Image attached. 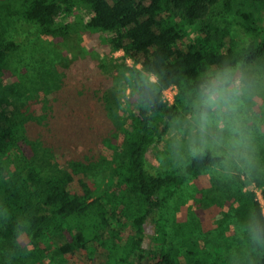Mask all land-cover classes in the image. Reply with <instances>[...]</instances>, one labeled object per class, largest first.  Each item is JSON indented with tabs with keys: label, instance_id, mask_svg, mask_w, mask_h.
<instances>
[{
	"label": "trees",
	"instance_id": "obj_1",
	"mask_svg": "<svg viewBox=\"0 0 264 264\" xmlns=\"http://www.w3.org/2000/svg\"><path fill=\"white\" fill-rule=\"evenodd\" d=\"M223 1L247 43L229 27L206 20L219 0H25L20 18L56 39L73 34L77 25L66 17L87 6L91 16L85 27L108 34L111 52L122 50L125 57L101 86L83 83L69 93L53 71H46L0 89V240L22 235L42 240L53 231L60 237L53 259L62 261L85 250L90 259L102 251L104 264H229L209 260L214 256L204 242L167 245L166 225L156 217L166 189L223 157L208 150L161 175L145 167L147 151L163 141L175 121L198 113L203 87L217 78L225 81L232 68L264 55V0ZM15 46L13 40L0 41V88ZM171 86L177 93L168 103L163 95ZM128 87L137 100L131 118L123 119L118 94ZM39 91L45 95L42 105L31 108ZM101 147L112 151L111 158L99 154ZM103 162L110 177L105 191L97 192L90 180ZM255 182L264 195V182ZM245 218L251 237L259 238L253 239L246 264H264V212L254 192ZM125 220L132 232L122 239Z\"/></svg>",
	"mask_w": 264,
	"mask_h": 264
},
{
	"label": "rangeland",
	"instance_id": "obj_2",
	"mask_svg": "<svg viewBox=\"0 0 264 264\" xmlns=\"http://www.w3.org/2000/svg\"><path fill=\"white\" fill-rule=\"evenodd\" d=\"M24 2L0 0V41L16 42L7 56L1 91L46 71H53L69 93L75 85L101 86L113 78L119 59L125 57L124 51L111 52L108 34L85 27L91 16L87 6L79 7L66 17L69 23L77 25L73 34L69 38L56 39L42 34L37 31V25L20 18L18 11ZM223 3L219 0L212 5L206 20L229 27L233 37L247 43L243 28L232 23L233 16ZM126 62L133 64L129 57ZM236 80L240 81L241 93L237 112L228 118L229 123L222 133L213 122L204 137L203 152L209 150L221 155L222 161L197 176H187L180 185L166 189L164 203L156 217L166 225L167 245L176 243L188 248L193 243L204 242L205 249L214 256L209 260L226 259L229 264H246L253 242L245 218L251 192L256 194L264 212L263 190L255 182L256 179L264 182V55L232 68L225 78L229 83L225 87H233ZM176 93L177 87L171 86L165 95L173 101ZM118 95L121 97L120 116L131 118L137 96L130 87L124 95L119 89ZM44 97L43 91L35 94L31 108L42 105ZM196 118L197 114H191L176 120L163 141L149 148L145 167L150 174L176 171L188 163L193 156V141L199 143L201 140ZM232 128H238L239 134L231 131ZM218 136H222V143L216 142ZM122 140L121 132V143ZM100 149L99 154L104 157L113 155L107 148ZM240 155L247 160L239 158ZM58 163L63 165L64 161ZM109 175L108 163L103 162L90 180L91 187L97 192L105 191ZM77 186L75 183V188ZM146 228L150 235L155 233L151 223ZM119 231L122 239H126L132 232L130 222L125 220ZM53 233L48 231L42 240L27 235L15 240H0V264H104L106 256L102 251L94 259H90L85 250L69 254L64 261L53 259V248L60 240ZM65 236L71 238L68 229ZM196 252L200 254V251Z\"/></svg>",
	"mask_w": 264,
	"mask_h": 264
},
{
	"label": "clouds",
	"instance_id": "obj_3",
	"mask_svg": "<svg viewBox=\"0 0 264 264\" xmlns=\"http://www.w3.org/2000/svg\"><path fill=\"white\" fill-rule=\"evenodd\" d=\"M225 84L226 81L217 78L201 90L196 118V127L201 134V140L199 143L195 140L193 141L191 146L193 156L203 155L204 137H206L210 125L214 122L217 131L222 133L229 123L228 118L233 116L238 110L239 96L241 95L239 91L240 81L236 80L235 85L231 88L225 87ZM230 130L237 135L239 134L238 128ZM216 142L222 143V136H218ZM239 158L247 160L243 155H240ZM253 239L259 240L255 235Z\"/></svg>",
	"mask_w": 264,
	"mask_h": 264
},
{
	"label": "built area",
	"instance_id": "obj_4",
	"mask_svg": "<svg viewBox=\"0 0 264 264\" xmlns=\"http://www.w3.org/2000/svg\"><path fill=\"white\" fill-rule=\"evenodd\" d=\"M165 92H167V89L164 91V95H163L164 100L167 101L168 103H172V102L174 101V98H173V101H172L171 98L169 99V97H167V96L165 95Z\"/></svg>",
	"mask_w": 264,
	"mask_h": 264
}]
</instances>
